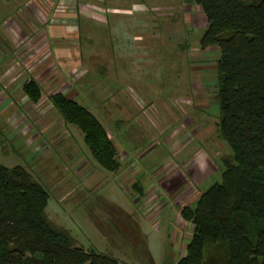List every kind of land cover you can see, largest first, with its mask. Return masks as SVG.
Here are the masks:
<instances>
[{
	"label": "rangeland",
	"instance_id": "rangeland-1",
	"mask_svg": "<svg viewBox=\"0 0 264 264\" xmlns=\"http://www.w3.org/2000/svg\"><path fill=\"white\" fill-rule=\"evenodd\" d=\"M189 3L0 0V165L30 171L50 193L49 219L121 264L178 262L193 231L181 207L221 180L233 153L218 131L219 54L200 48L206 27L187 18ZM30 79L42 86L38 103L23 90ZM58 92L101 121L118 171L65 121ZM198 151L212 160L199 183L190 176Z\"/></svg>",
	"mask_w": 264,
	"mask_h": 264
},
{
	"label": "trees",
	"instance_id": "trees-1",
	"mask_svg": "<svg viewBox=\"0 0 264 264\" xmlns=\"http://www.w3.org/2000/svg\"><path fill=\"white\" fill-rule=\"evenodd\" d=\"M192 1L207 20L200 48L218 50V131L233 153L222 160L221 180L181 207L193 231L175 264H264V0ZM23 90L40 101L35 79ZM51 100L98 163L118 171V150L97 116L61 92ZM133 187L143 193L140 182ZM49 198L25 167L0 165V264H121L77 246L49 219Z\"/></svg>",
	"mask_w": 264,
	"mask_h": 264
},
{
	"label": "crops",
	"instance_id": "crops-1",
	"mask_svg": "<svg viewBox=\"0 0 264 264\" xmlns=\"http://www.w3.org/2000/svg\"><path fill=\"white\" fill-rule=\"evenodd\" d=\"M187 2L189 3V2H191V3H189L188 4V6H189V13H190V15L187 17V18H192L193 19V23H196L197 24V22H198V20L196 19V17H195V15H199V21L201 22V24H198L199 26H201L202 28H205L206 26H207V20H206V17H205V15H204V13L201 11V9H200V7L199 6H197L195 3H193V1L192 0H187ZM179 7V6H178ZM181 7V6H180ZM193 10L195 11V10H199V12L198 13H194L193 12ZM194 16V17H193ZM186 17V16H185ZM210 49H214V51H216V52H218V50L216 49V48H208V49H205L206 51H208V50H210ZM204 154V155H203ZM196 158L194 159V161H193V166L191 167V170L193 171H195L194 172V175L193 174H191L190 176H191V179H192V181L193 182H201V181H203V179H205V178H207L210 174H211V172H212V169H211V163H212V160H211V158L206 154V153H204L203 151H198L197 153H196ZM204 156H205V158H204ZM198 158V159H197ZM198 161H207V167L203 170V171H200L199 169H198V167H197V162ZM196 168H197V170L198 171H196ZM191 171V172H192ZM196 174V175H195ZM194 176V177H193ZM191 186V185H190ZM193 191V190H192ZM196 192V191H195ZM197 192H198V190H197Z\"/></svg>",
	"mask_w": 264,
	"mask_h": 264
},
{
	"label": "clouds",
	"instance_id": "clouds-1",
	"mask_svg": "<svg viewBox=\"0 0 264 264\" xmlns=\"http://www.w3.org/2000/svg\"><path fill=\"white\" fill-rule=\"evenodd\" d=\"M197 167L200 171H203L207 167V161H198Z\"/></svg>",
	"mask_w": 264,
	"mask_h": 264
}]
</instances>
